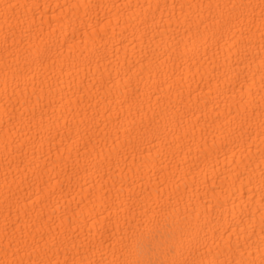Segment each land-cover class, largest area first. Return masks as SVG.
Wrapping results in <instances>:
<instances>
[{
	"label": "bare ground",
	"instance_id": "1",
	"mask_svg": "<svg viewBox=\"0 0 264 264\" xmlns=\"http://www.w3.org/2000/svg\"><path fill=\"white\" fill-rule=\"evenodd\" d=\"M0 264H264V0H0Z\"/></svg>",
	"mask_w": 264,
	"mask_h": 264
}]
</instances>
